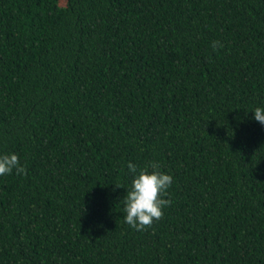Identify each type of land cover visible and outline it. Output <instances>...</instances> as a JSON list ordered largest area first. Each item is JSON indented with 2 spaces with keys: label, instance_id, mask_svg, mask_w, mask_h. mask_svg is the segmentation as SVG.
I'll return each mask as SVG.
<instances>
[{
  "label": "trees",
  "instance_id": "trees-1",
  "mask_svg": "<svg viewBox=\"0 0 264 264\" xmlns=\"http://www.w3.org/2000/svg\"><path fill=\"white\" fill-rule=\"evenodd\" d=\"M256 107L264 0H0V156L27 169L0 176V264H264ZM151 162L171 203L136 231Z\"/></svg>",
  "mask_w": 264,
  "mask_h": 264
},
{
  "label": "clouds",
  "instance_id": "clouds-1",
  "mask_svg": "<svg viewBox=\"0 0 264 264\" xmlns=\"http://www.w3.org/2000/svg\"><path fill=\"white\" fill-rule=\"evenodd\" d=\"M213 50L222 48L220 41H213ZM253 118L264 126V108L256 107L252 112ZM130 174H133L130 189L123 198L125 223L136 231H143L152 226L154 221L163 218V209L171 201L163 197L168 195V189L173 177L160 170V165L151 162L147 167L137 169L132 163L127 164ZM151 169V171H149ZM15 170L17 175H26L27 169L20 165L16 154L0 156V176L11 174Z\"/></svg>",
  "mask_w": 264,
  "mask_h": 264
},
{
  "label": "rangeland",
  "instance_id": "rangeland-1",
  "mask_svg": "<svg viewBox=\"0 0 264 264\" xmlns=\"http://www.w3.org/2000/svg\"><path fill=\"white\" fill-rule=\"evenodd\" d=\"M63 4V3H62Z\"/></svg>",
  "mask_w": 264,
  "mask_h": 264
}]
</instances>
